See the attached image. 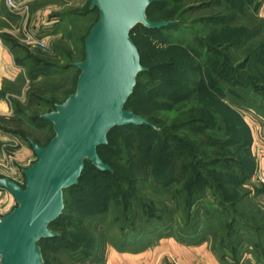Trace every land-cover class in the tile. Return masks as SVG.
<instances>
[{
    "label": "rangeland",
    "instance_id": "obj_1",
    "mask_svg": "<svg viewBox=\"0 0 264 264\" xmlns=\"http://www.w3.org/2000/svg\"><path fill=\"white\" fill-rule=\"evenodd\" d=\"M158 1L159 8L155 11L162 14L172 11L170 19L179 18L181 23L163 32L164 42L157 44L162 48L168 44H177L176 48L168 51V64H162L160 68L139 78L138 93L145 94L142 98L143 106L165 124L177 122L192 111H201L208 115V119L212 115L210 129L222 134L226 133L224 129L227 127L228 114L232 115V126L236 125L231 112H235L233 108H237L244 121V130H247V135L244 136L247 140L245 139V144L240 148L235 145L230 148L235 158L254 163L255 171L256 166L258 167L255 175L262 182L258 177V161L264 156V55L261 50H257L244 65L245 56L242 52L247 47L227 48L226 43L232 34L234 35L231 27L248 24L252 16L264 19V0H236L235 17L230 20V26L225 28L223 27L226 24L221 18L229 12L223 11L222 7L207 4L213 0ZM89 4L90 0H34L32 3L29 1L30 13L21 16L12 13L0 0V14L3 16H0V38L12 49L13 60L21 64L14 62L16 72H13V75L16 73V76L13 80H8L2 89L5 91L8 110L0 114V176L24 183L21 170L36 159L26 137L36 138L44 144L52 136V124L34 121L33 117L49 112L47 99L63 100L75 88L78 69L70 64L80 60V39L98 15L96 9H88ZM181 9L187 10L184 15L178 16ZM42 12L47 15L48 20L55 21L45 29L40 24L41 17L38 18ZM152 16V19L156 18ZM207 16L216 17L212 20H201ZM153 34L146 32L142 27H137L132 32V38L137 41L140 49L142 64L147 68L157 61L152 53L155 41L151 37L161 35ZM46 35L52 36L46 37L45 47H39L30 41L32 38L41 39ZM255 39L257 38L251 41ZM189 43L190 45H187ZM28 55L36 58L38 56L47 63L66 66V69L54 66L35 67ZM67 55H71V58H66ZM158 56L160 58V55ZM150 75L154 78H150ZM157 90L159 91L154 98L155 102L146 100ZM119 131H113L112 137L118 136ZM128 132L127 130L126 133ZM194 169L201 170L211 180L222 176L210 170V167L205 168L199 164ZM162 171L164 170L152 158L146 178L137 182L138 191L131 196L127 206L129 208H125L119 199L102 201L100 205L104 204L105 208L90 217H82L78 229L61 228L70 236L77 231L81 236V240H78L84 245L56 250L47 242H43L45 255L50 261L55 259L59 264H106L105 258L109 249L123 248L133 228L143 232L145 227L153 225L154 222H171L178 228L185 224L187 206L178 192L186 193L188 184L175 180L166 184L159 176ZM232 172L234 176L237 173L235 170ZM85 184L89 185L90 182ZM243 185L247 189L252 187L248 181ZM71 195L72 192L68 191L66 199L70 200ZM85 195L80 194L79 197ZM12 197L8 200L2 196L6 212L15 205ZM81 205L86 207L83 203ZM223 220H219V224ZM224 222L225 220L222 225H225ZM133 233L136 234V231ZM223 233L224 231H220V235L218 233L215 238L217 245L220 244ZM89 236L93 239L85 240ZM54 256L55 258L51 259Z\"/></svg>",
    "mask_w": 264,
    "mask_h": 264
},
{
    "label": "trees",
    "instance_id": "obj_2",
    "mask_svg": "<svg viewBox=\"0 0 264 264\" xmlns=\"http://www.w3.org/2000/svg\"><path fill=\"white\" fill-rule=\"evenodd\" d=\"M251 1L252 0H248V2ZM159 3L158 0H153L151 2L147 9L149 18L152 19V15H154L156 17L155 19H170V15L173 13L172 11H168L164 14L155 11L156 8H159ZM207 4L214 5V7L217 8L222 7L223 11H228L229 13L225 14L221 19H223V22L226 24L223 28L227 25L230 26V20L233 19L236 14V0H213L212 3ZM186 10L187 9H181L178 11V16L184 15ZM217 16L219 17L221 15ZM214 17L216 16H207V18L201 20H212ZM176 19L178 20L176 23L161 29H149L139 24L131 31L132 36V32L137 27H142L146 32L151 34L154 33L155 35L153 34V36H156V34H159L158 36L161 35V37H151V39L155 41L152 53L157 61L153 63L147 71L141 72L138 75L135 89L126 102L127 108L131 109L130 107L133 106L132 109L136 113L146 117L160 129L157 130L149 125H126L114 127L108 133L109 142L99 145L97 150L101 158L111 165L113 171L99 170L89 161H86L85 168L79 178V183L65 190V207L63 213L50 224V227L57 231L59 235L43 238L39 242L47 264L59 263L55 261V256L51 258L54 259L55 263L48 259L43 250V242H47L50 247L56 250H65L67 247L84 245L79 242L81 236L77 234V231H74L73 236H70L66 230L62 231L61 228L69 227L74 230H76V228L78 229V227L81 226L82 217H90V215L97 214L105 208L104 204L100 205L104 200L107 201L111 198L119 199L120 203H123L126 208L129 205L131 196L138 191V180L146 178L148 166L152 158H154L157 164L164 170L162 171V175L159 174L164 183L169 184L172 180H175L188 184L187 190H185L186 193L178 192L181 196L179 197L181 200L185 201L187 206V220L186 223L180 225L179 228L171 222H164L161 224L154 222L153 225L151 224L145 227L143 232L133 228L124 246L137 243L142 239L162 232H176L179 237H199L203 232L208 230L212 231L214 240L218 233L220 235V231H224L220 238L219 246L225 245L229 248H235L240 244L239 242L242 237V232H240L243 226L242 222L252 219L250 212L246 211V206L251 205V201L248 200L247 188H245L243 184L251 175L254 169V163L250 164L246 159L244 161V159L240 160L235 158L230 148L231 145L240 148L247 140L246 137H244L247 135V130H244V121L237 112V108H233L235 112H231L235 117L236 125L232 126V115L228 114L226 119L227 127L224 129L226 133H215L210 129V123L213 122L211 119L212 115H209L210 118L208 119V115H204L201 111H192L177 122L169 124L160 122L143 106L142 98H144L145 94L138 93L139 78L144 74L151 73V71L156 68H160L162 64H168L166 59V57L169 56L168 51L171 50V48L177 47V44H168V46L163 48L157 45L158 43L162 44L164 42V38L162 37L163 32L181 23L179 18ZM92 25H90V27ZM231 28L230 30L234 35L232 34L230 40L226 43L227 48L233 46L238 49L241 46H246L247 49L242 52L245 56L244 65L247 64L250 56L256 53L257 50H261L262 55H264L263 18L252 16L248 24L240 25V27L237 28ZM88 31L80 39L82 44V56L80 60L84 57V38ZM254 38L257 39L251 41ZM134 41L138 47L137 41L135 39ZM149 44H151V40H149ZM187 45H190V43ZM194 47L195 46H192V48ZM158 55H160V58ZM27 57L34 62L35 67L40 66L48 68L49 66H54L60 67L62 70L66 69V66L61 67V65H56L55 63H47L38 56L36 58L33 55H28ZM66 58H71V55H67ZM15 63L21 65L19 61H15ZM141 63H143L142 56ZM150 78L154 77L150 75ZM74 90L75 88L70 93ZM158 91L159 90H157L154 95L147 97L146 100L152 103L155 102L154 98H156L155 96ZM70 93H68L67 96ZM66 97L63 100H57L55 98L47 99L48 111L53 110L55 105L64 101ZM0 98L5 99V91L2 90L0 92ZM134 104L136 105L135 108ZM33 118L34 121L43 124L50 123L41 118V115H36ZM116 130H120V133L118 136L112 137V132ZM127 130L129 131L128 133H126ZM26 139H32L41 145H45L48 142L42 144L38 139L29 136L26 137ZM249 141L250 139H248L247 144H249ZM197 164L205 168L210 167V170H214L222 174V176H218L219 178L214 177L212 178L213 180H211L208 178V175L202 173L201 170L194 169ZM233 170L237 172L235 176L234 172H232ZM88 181L90 184H85V182L87 183ZM68 191L72 192V198L70 200L65 197ZM80 194L86 195L84 197H79ZM81 203L86 207L84 208ZM222 218L225 220V225H222L224 220L219 224V220ZM134 231H136V234L133 233ZM92 239L93 237L89 236L85 240ZM82 240L84 241L83 238Z\"/></svg>",
    "mask_w": 264,
    "mask_h": 264
},
{
    "label": "water",
    "instance_id": "obj_3",
    "mask_svg": "<svg viewBox=\"0 0 264 264\" xmlns=\"http://www.w3.org/2000/svg\"><path fill=\"white\" fill-rule=\"evenodd\" d=\"M152 0H90L97 20L84 38V57L75 90L55 108L41 115L52 124L53 136L41 145L29 139L36 159L22 168L24 183L0 176V188L15 205L0 214V264H47L39 242L59 235L51 229L65 207V190L79 183L86 161L102 171H113L98 153L108 133L118 126L149 125L146 117L126 107L137 77L149 68L141 63L131 36L137 25L161 29L177 19L149 18Z\"/></svg>",
    "mask_w": 264,
    "mask_h": 264
},
{
    "label": "crops",
    "instance_id": "obj_4",
    "mask_svg": "<svg viewBox=\"0 0 264 264\" xmlns=\"http://www.w3.org/2000/svg\"><path fill=\"white\" fill-rule=\"evenodd\" d=\"M29 1L32 3L34 0ZM0 16L3 18L2 14ZM40 17L44 29L55 22L48 20L44 12ZM51 36L42 38L46 41ZM14 62L11 49L0 38V92L3 85L16 76V73L13 75L16 72ZM7 110V100L0 98V114ZM258 163V177L264 179V156L260 157ZM256 171L254 167L247 179L252 187L247 189L251 205L246 206V211L250 212L252 219L242 222L241 241L235 248L217 245L211 230L199 237H179L176 232H162L120 249L110 248L106 254V264H174V261L183 264H264V183L259 181ZM8 194L5 193V198L9 200L12 195Z\"/></svg>",
    "mask_w": 264,
    "mask_h": 264
},
{
    "label": "built area",
    "instance_id": "obj_5",
    "mask_svg": "<svg viewBox=\"0 0 264 264\" xmlns=\"http://www.w3.org/2000/svg\"><path fill=\"white\" fill-rule=\"evenodd\" d=\"M2 2L6 5V7L12 12L15 13L16 15H21L24 16L28 13L29 9V0H2ZM32 43L36 44L39 47H45L46 46V41L44 39H33L30 40ZM262 182H264L263 178H260ZM8 191L0 188V214H4L6 211L4 210V199L2 196H5V193ZM174 264H183L178 261H174Z\"/></svg>",
    "mask_w": 264,
    "mask_h": 264
}]
</instances>
